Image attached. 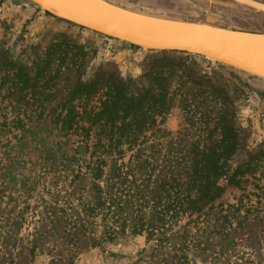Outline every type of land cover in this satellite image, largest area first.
Wrapping results in <instances>:
<instances>
[{
	"label": "rangeland",
	"instance_id": "1",
	"mask_svg": "<svg viewBox=\"0 0 264 264\" xmlns=\"http://www.w3.org/2000/svg\"><path fill=\"white\" fill-rule=\"evenodd\" d=\"M106 1L159 17L264 33V15L243 8L190 0ZM98 74L103 81L156 90L151 112L159 108L163 114L145 133L150 142L162 143L168 153L182 147L180 139L193 148L204 138L213 149L224 139V146L234 147L233 169L242 167V174L237 185L222 183L225 190L214 203L209 229L191 231L195 247L177 259L156 254L150 261L155 243L127 235L101 247L83 238L76 264H264V80L195 55L140 50L43 14L24 0H0V232L9 233L7 247L0 244L8 249L0 264H31L35 229L49 233L48 246L71 247L75 241L60 237L70 229L65 217L78 215V193L90 188L75 177L80 167L87 173L98 130H90L82 146L85 132L65 136L54 122L66 103L98 110L102 96L73 93L78 85L100 80ZM81 109L82 125L89 128L91 115ZM115 169L111 156L104 183L114 178ZM52 216L64 218L57 222ZM50 259L42 254L34 264Z\"/></svg>",
	"mask_w": 264,
	"mask_h": 264
},
{
	"label": "trees",
	"instance_id": "2",
	"mask_svg": "<svg viewBox=\"0 0 264 264\" xmlns=\"http://www.w3.org/2000/svg\"><path fill=\"white\" fill-rule=\"evenodd\" d=\"M97 77L100 80L78 85L73 93L102 96L98 110L91 112L84 103L81 107L66 103L62 107L63 115L54 122L65 136L85 132L82 146L87 145L89 131L95 127L98 130L87 173L80 167L75 177L81 187H87L85 184L89 182L90 188H82L78 193V215L65 217L70 229L60 237L66 242L75 241L71 247L67 244L60 248L56 243L48 246L45 241L49 233L44 236L35 229L31 236L36 242L28 251L33 260L31 264L42 254L51 258L49 264H76L83 238H88L92 247H101L117 243L127 235L146 236L147 242L155 243L150 261L156 260V254L175 260L179 252H189L195 247L197 236L193 231L205 234L209 229L214 203L225 190L222 183L237 185L236 177L242 174V167L234 170L231 165L234 147L224 146L223 139L215 143L216 148H207L206 140L200 138L191 144L195 145L193 148H188L180 139L178 143L182 147L166 153L162 143L150 142L145 135L156 127L158 114H163L159 108L151 112L157 103L156 90L133 86L123 80L103 81L101 74ZM150 97L153 106L148 100ZM80 108L91 115L86 121L89 128L82 125ZM200 145L204 147L201 149ZM111 156L116 159L114 178L104 183V169ZM65 160L79 162L76 158ZM70 184L77 185L76 181ZM63 218L52 216L57 222ZM8 236L9 233L0 232L1 247H7ZM4 251L8 249L0 248V255Z\"/></svg>",
	"mask_w": 264,
	"mask_h": 264
},
{
	"label": "water",
	"instance_id": "3",
	"mask_svg": "<svg viewBox=\"0 0 264 264\" xmlns=\"http://www.w3.org/2000/svg\"><path fill=\"white\" fill-rule=\"evenodd\" d=\"M24 1L43 14L140 50L195 55L264 80V33L159 17L106 0ZM190 1L264 15V0Z\"/></svg>",
	"mask_w": 264,
	"mask_h": 264
},
{
	"label": "bare ground",
	"instance_id": "4",
	"mask_svg": "<svg viewBox=\"0 0 264 264\" xmlns=\"http://www.w3.org/2000/svg\"><path fill=\"white\" fill-rule=\"evenodd\" d=\"M238 30V29H237Z\"/></svg>",
	"mask_w": 264,
	"mask_h": 264
},
{
	"label": "flooded vegetation",
	"instance_id": "5",
	"mask_svg": "<svg viewBox=\"0 0 264 264\" xmlns=\"http://www.w3.org/2000/svg\"><path fill=\"white\" fill-rule=\"evenodd\" d=\"M260 1V0H259Z\"/></svg>",
	"mask_w": 264,
	"mask_h": 264
}]
</instances>
